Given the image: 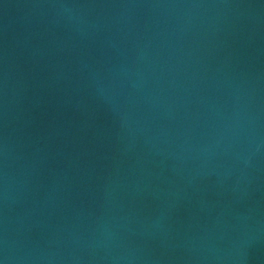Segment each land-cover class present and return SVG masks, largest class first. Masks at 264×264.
<instances>
[{
    "label": "water",
    "instance_id": "95a60500",
    "mask_svg": "<svg viewBox=\"0 0 264 264\" xmlns=\"http://www.w3.org/2000/svg\"><path fill=\"white\" fill-rule=\"evenodd\" d=\"M0 264H264V0H0Z\"/></svg>",
    "mask_w": 264,
    "mask_h": 264
}]
</instances>
